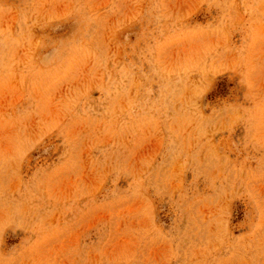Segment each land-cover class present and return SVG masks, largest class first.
Returning a JSON list of instances; mask_svg holds the SVG:
<instances>
[{
    "label": "rangeland",
    "instance_id": "1",
    "mask_svg": "<svg viewBox=\"0 0 264 264\" xmlns=\"http://www.w3.org/2000/svg\"><path fill=\"white\" fill-rule=\"evenodd\" d=\"M0 264H264V0H0Z\"/></svg>",
    "mask_w": 264,
    "mask_h": 264
}]
</instances>
